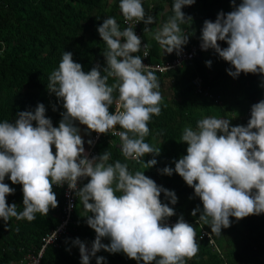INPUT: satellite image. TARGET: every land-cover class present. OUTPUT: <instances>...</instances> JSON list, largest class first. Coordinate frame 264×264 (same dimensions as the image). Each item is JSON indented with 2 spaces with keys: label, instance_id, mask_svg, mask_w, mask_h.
<instances>
[{
  "label": "clouds",
  "instance_id": "9594fccd",
  "mask_svg": "<svg viewBox=\"0 0 264 264\" xmlns=\"http://www.w3.org/2000/svg\"><path fill=\"white\" fill-rule=\"evenodd\" d=\"M195 2L173 0L170 10L165 7L172 15L154 34L164 53L180 55L189 42L190 35L180 25L192 17L182 8ZM231 5L233 10L220 11L214 22H203L200 47L228 62L232 67L226 71L233 78L241 73L264 75V0H242L239 5L231 0ZM119 9L128 27L121 30L114 17H107L97 28L106 44L102 51L105 67L97 63L86 73L74 62L73 53L64 51L58 68L48 77L47 90L65 110L58 127L46 117L42 103L34 112H18L13 122H0V219L7 226L12 218L32 222L37 213L47 216L58 207L53 186L66 184L85 213H90L86 224L96 233L90 249L78 237L72 240L79 248L80 264H90L93 257L96 264H106L105 257L96 255L101 250L122 252L137 264H186L198 254L199 245L195 228L183 215L174 225L167 224L175 211L160 196L164 193L175 205L174 191L158 186L142 171L133 174L127 163H108L111 153L107 151L89 159L80 129L74 125L75 121L85 125L89 135L118 136L125 160L147 169L157 163L155 158L144 161L146 155L155 157L161 152L145 138L153 116L161 115L163 97L155 72L143 64L140 55H133L143 48V56H148V44L142 46L133 26L143 22V31L148 32L156 18L146 13L142 0H119ZM220 41L227 47L222 48ZM211 64L205 61L207 67ZM109 78L114 80L111 85ZM113 105L115 111L110 112ZM181 142L188 145L187 154L174 161V169L166 166L160 171L168 176L179 174L194 189L203 205L202 210L199 205L192 210L194 217L200 213L196 223L208 225L219 236L222 228L231 226L230 217L238 221L264 213V99L251 106L247 126H230L229 119L208 117L198 120L196 129L185 127ZM6 177L13 185H22V211L6 201L15 193L4 182ZM82 179L87 183L81 187ZM105 238L110 243H102Z\"/></svg>",
  "mask_w": 264,
  "mask_h": 264
},
{
  "label": "trees",
  "instance_id": "16d2710c",
  "mask_svg": "<svg viewBox=\"0 0 264 264\" xmlns=\"http://www.w3.org/2000/svg\"><path fill=\"white\" fill-rule=\"evenodd\" d=\"M172 2L142 0L146 13L153 15L156 21L160 16V22L172 15L164 10L165 5L170 10ZM241 2L236 0L237 5ZM232 10L231 0H196L193 5L184 6L182 11L191 16L192 21L180 25L184 33L190 35L183 49L189 48L201 36L205 20L217 17L220 11L228 13ZM107 17H114L122 30L124 18L120 13L119 0H0V122H13L18 112H34L36 106L42 103L46 117L51 119L54 127H58L62 118L60 113L65 110L62 102L47 90L48 77L58 68L64 51L72 52L74 62L80 63L86 73L97 63L101 69L106 66L102 55L106 44L97 28ZM144 27L143 22L139 23L142 38L148 43V61L160 62L171 58L172 54L162 55L154 39V24L148 25V32L143 31ZM219 43L222 48L227 47L226 42ZM208 60L212 61L211 67L205 65ZM231 67L210 49L178 68L155 73L160 88L167 90L168 94L162 96L161 115L153 116L148 124L150 134L145 138L146 143L161 148L160 155L144 157L145 162L153 158L157 160L153 167L147 169L142 163L125 160L115 145V138L107 134L100 136L93 146L94 156L107 151L111 153L108 163L114 164L117 160L122 164L127 163L133 174L142 171L158 186L174 191L178 198L175 205L169 203L164 193H161L160 200L174 208L173 220L177 221L183 215L184 220L193 225L199 245L198 254L187 260L186 264H264V213L238 221L230 217L231 226L222 228L221 235L217 236L208 225L196 223L199 212L195 217L191 215L198 205L201 210L203 208L194 189L179 174L173 172L168 176L160 171L166 166L174 169V161L187 154L188 145L181 142V136L185 127L196 129L198 120L214 117L229 119L230 126H247L251 106L264 99V87L261 86L264 84V75L241 73L233 78L226 71ZM194 77L200 78L201 86L209 95L195 90L191 83ZM113 82L109 78V85ZM53 107L56 111H53ZM109 111H112V107ZM161 132L162 136L157 135ZM52 150L55 154L54 145ZM4 182L15 188V193L6 197L7 203L17 204V211H22V185H13L7 177ZM83 183H87V179H83ZM53 191L57 196L58 207L50 209L47 216L37 213L32 222L12 218L7 226L0 219V264H17L27 252H36L44 233L59 222L62 191L57 186H53ZM81 209L83 204L78 200L72 212V236L62 237L58 248L46 246L39 264H80L72 240L76 237L90 239L95 232L86 224V215L90 213ZM199 226L209 233L211 245L208 244V236L199 237ZM96 255L105 257L106 264H137V261L129 259L122 252L100 251ZM90 264H96L95 257L90 260Z\"/></svg>",
  "mask_w": 264,
  "mask_h": 264
},
{
  "label": "built area",
  "instance_id": "2783aa9c",
  "mask_svg": "<svg viewBox=\"0 0 264 264\" xmlns=\"http://www.w3.org/2000/svg\"><path fill=\"white\" fill-rule=\"evenodd\" d=\"M211 21H215V18L210 19ZM129 24H126L124 21V26L122 28V30L126 27H128ZM134 27V32L136 33V35L138 37L141 38V43L142 46L144 44H148L141 35V32L139 30V24ZM200 37L196 40L195 43H193L192 45L189 46V48L187 49H182V52L180 55H177L176 52L174 51L172 57L168 60H164V61H160V62H150L148 61V56L144 57V51L145 49H141V51L139 52V55L142 58V62L144 65L148 66L150 70H153L155 73H162L165 72L166 70L169 69H175L178 68L180 66H182L183 63H186L187 61H190L192 58H194L196 55H198L199 53H205L208 52L204 51L201 49L200 47ZM1 45V42H0ZM2 50V45L0 48V51ZM147 52H148V48H147ZM191 83L194 85L195 90L197 92H202L204 94H207V90L201 86V80L199 77H194L191 80ZM214 101H217V97L214 99ZM115 111V105L112 106V111ZM117 127V126H116ZM117 130H121L120 128L117 127ZM103 134H97L95 132H92L90 134L89 140H92L93 143L91 145L88 144V147L86 148V153L88 154V158L94 156L93 154V146L95 144V142L99 139L100 136H102ZM109 135V137H114L115 138V145L118 147V150L121 152V141L120 138L118 136H112L111 134H107ZM122 154V153H121ZM133 161V160H131ZM136 162V161H134ZM83 179L81 181H79L78 186H83ZM55 186V185H54ZM61 191H62V202H61V206H60V216H59V222L56 224L55 227L51 228L50 230H48L47 232L44 233V235L41 238V242L39 245V248L37 249L36 252H27L24 256L21 257V259L18 260L17 264H39V260L42 254V251L44 250V248L46 246H52V247H60L61 245V238L65 237V236H72L71 232H70V226L74 223L72 220V212L73 209L78 201V197L75 195V192L72 190H69L67 185L65 184L63 187H60ZM69 205H72V207H69ZM176 223L175 220H173L171 217L168 218L167 220V224L169 226L174 225ZM200 227V226H199ZM200 235L199 237H202V235H206L208 236V244H212V238L210 237L209 233L207 231H204L203 228L200 227ZM96 236V233L94 232V236L90 239H83L81 237H78L81 241H84L87 243V247L90 249L91 248V244L94 241ZM77 238V237H76ZM75 239V238H74ZM73 239V240H74ZM108 242H110L109 239L105 238L102 240V243L108 244ZM76 249V253L77 255L80 257V253H79V248L78 246H75ZM104 251V250H101Z\"/></svg>",
  "mask_w": 264,
  "mask_h": 264
},
{
  "label": "crops",
  "instance_id": "0c3cea01",
  "mask_svg": "<svg viewBox=\"0 0 264 264\" xmlns=\"http://www.w3.org/2000/svg\"><path fill=\"white\" fill-rule=\"evenodd\" d=\"M166 6H167V5H165V7H166ZM165 7H164V10H165ZM167 8H168V6H167ZM166 21H167V20H166ZM166 21H164V22H166ZM162 23H163V22H160V16H159V18L157 19L156 23L154 24V30H155V32H156L157 28H158ZM182 31H183V30H182ZM183 32H184V31H183ZM155 41H156V40H155ZM156 43H157V45L159 46L162 55H164V56H165V55H169V54L163 52V50L161 49V47H160V45H159V43H158L157 41H156ZM173 53H174V52H173ZM173 53H172V55H173ZM133 55H137V54H133ZM170 55H171V54H170ZM171 57H172V56H171ZM169 59H170V58H169ZM165 60H168V59H165ZM162 61H164V60H162ZM181 69L183 70L184 67H181ZM159 91L161 92L162 96L168 94L167 90H164V89H162V88H159ZM74 125L80 129V131H79V135L81 136L82 140L84 141V147H85V150H86V148L88 147V141H89V137H90V135L86 132V126H85V125H80L78 121H75V122H74ZM89 159H91V157H89ZM81 210L84 211V208L81 209Z\"/></svg>",
  "mask_w": 264,
  "mask_h": 264
}]
</instances>
